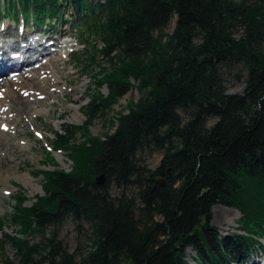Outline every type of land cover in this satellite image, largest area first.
Wrapping results in <instances>:
<instances>
[{
  "label": "trees",
  "instance_id": "1",
  "mask_svg": "<svg viewBox=\"0 0 264 264\" xmlns=\"http://www.w3.org/2000/svg\"><path fill=\"white\" fill-rule=\"evenodd\" d=\"M2 4L38 26L71 8L73 23L99 42L95 51L108 65L98 66L96 75V87L108 93L91 99L87 122L63 123L56 135L55 152L67 154L70 170H37L44 195L28 206L19 192L11 215L0 218V234L20 264H40L30 237L68 218L89 225L90 252L77 263L57 246L41 264H245L264 248V0ZM94 53L89 61L98 65ZM238 66L245 90L233 95L223 70ZM132 89L141 97L118 115L116 130L92 136V115ZM145 153H163L155 171L146 167ZM46 161L58 164L49 154ZM101 174L107 179L98 186ZM217 205L240 213L237 232L222 236L212 225ZM6 222L18 233H8Z\"/></svg>",
  "mask_w": 264,
  "mask_h": 264
},
{
  "label": "rangeland",
  "instance_id": "2",
  "mask_svg": "<svg viewBox=\"0 0 264 264\" xmlns=\"http://www.w3.org/2000/svg\"><path fill=\"white\" fill-rule=\"evenodd\" d=\"M3 6L5 5L0 0V23L11 22L16 26L24 24L29 27L30 31L33 29L32 25H35L37 30L60 39L63 44L66 41L69 43H65L62 48L58 47L60 51L54 56L57 60L51 61V58L47 56L37 64L36 67H39L51 62L49 66L38 71V74L36 72L32 74L34 81L31 83L30 92L35 93L34 96L25 98L21 95L22 97L10 101V110H18L23 114L20 115V120L13 125L15 131H18L16 136L14 133L12 137L8 133L0 131V146L2 145L0 147V218L11 215L19 192L26 193L29 198L28 206L33 203L37 195H44L43 177L33 175L37 170H70L72 162L69 161L67 154L63 151L54 152L57 149L55 146L56 135L62 131L63 123L68 126H82L87 122L84 112L90 107L91 99L99 94L108 93L106 86L103 89L96 87L98 66L108 67L107 60L95 51L96 47L100 48L99 42L88 38L86 32H81L80 25L73 23L75 12L71 8H64L65 11L60 19L52 20V22L47 20L42 26H38L32 18L24 17L23 14L18 17L13 13H8V8ZM75 25L77 26L75 27ZM174 28L175 21L170 24L167 33L171 35ZM64 52L67 54L62 55ZM91 53L96 54L98 65L89 61ZM240 70L242 71L241 66L235 67L234 70H223L224 84L229 94L242 95L245 90V76L237 77ZM12 71L14 70L0 76V81L11 79L20 74ZM43 71L45 75L50 74V78L44 80ZM241 71L240 74H242ZM17 82H21V78L14 83ZM2 89L6 90L7 88L0 85V91ZM32 97L37 98L38 101ZM140 97L141 94L132 89L120 99L118 104L92 115L89 119L91 135L104 137L107 134H112L116 130L114 122L118 115L126 112L130 102L137 104ZM2 115H0V122L7 116L13 119L17 118L16 114H8V112L7 114L6 112L2 113ZM63 118L65 120L61 121ZM215 121L211 120L209 125H213ZM19 132H22L21 136ZM78 139L80 142L84 141L80 135H78ZM48 154L55 157L58 163L55 168L47 164L46 155ZM162 159L163 153H145L143 155L145 165L151 171H155L159 167ZM4 189H6L5 192ZM133 191L135 190L130 193ZM111 193L118 195L119 191L111 186ZM212 212V225L219 230L222 236L238 231L240 218L238 211L217 205L212 208ZM229 212H234L230 220L224 217ZM6 225L9 228H6L8 233L11 231L18 233V229L14 230L10 222H6ZM90 237L92 235L89 225L85 223L80 225L68 218L56 230L50 228L43 235L36 234L30 237V245L36 248L33 260L41 264L43 257H48L51 251H55L56 247L60 246L69 255H72L77 263H80L90 252ZM263 243L264 239H262ZM189 255L190 258L194 256L191 252ZM263 258L264 248L256 251L245 264H252L255 260ZM0 261L20 264L14 247L5 238V233L4 236L0 234ZM259 262L262 263V260Z\"/></svg>",
  "mask_w": 264,
  "mask_h": 264
},
{
  "label": "bare ground",
  "instance_id": "3",
  "mask_svg": "<svg viewBox=\"0 0 264 264\" xmlns=\"http://www.w3.org/2000/svg\"><path fill=\"white\" fill-rule=\"evenodd\" d=\"M32 26L33 29L30 31L29 27L24 24L16 26L11 22L0 23V76L7 74L10 70H14L12 72L20 73L11 79L0 81V85L7 88L6 90L2 89L0 91V115L5 112L6 114L8 112V114L17 115V118L15 119L8 116L5 117L3 121L0 122V131L8 133L12 137L13 133L16 136L18 132L15 131L13 125L20 120V115L23 113L18 110L11 111L10 101L17 99L18 97H22L21 95L25 98L34 96L35 93L30 92L31 83L34 81L32 74L34 72L38 74V71H41L42 68L49 66L51 62L46 65L43 64L39 67H36L37 64L41 62L43 58L46 59L47 56L51 58V61L54 59L57 60L54 56L60 51L58 47L62 48L65 43H69V41H66L63 44L60 39L53 38L45 32L37 30L35 25ZM64 54H67V52L62 53V55ZM42 75H45L44 71ZM50 76V74L45 75L43 79H48ZM22 77L27 79H23ZM20 78L23 83H14ZM32 98L38 101L37 98ZM74 106L77 107L78 105ZM21 134L22 132L20 133V136ZM5 191L6 189H4V192ZM232 214H234V212L226 213L224 217L230 220ZM259 260H262V263L259 262ZM252 264H264V258L257 259L252 262Z\"/></svg>",
  "mask_w": 264,
  "mask_h": 264
},
{
  "label": "water",
  "instance_id": "4",
  "mask_svg": "<svg viewBox=\"0 0 264 264\" xmlns=\"http://www.w3.org/2000/svg\"><path fill=\"white\" fill-rule=\"evenodd\" d=\"M106 179H107V175H106V174H101V175H99V176L97 177V179H96V184H97L98 186H103V185H105V183H106ZM159 182H160L162 185H165V181H164V180L159 179Z\"/></svg>",
  "mask_w": 264,
  "mask_h": 264
}]
</instances>
